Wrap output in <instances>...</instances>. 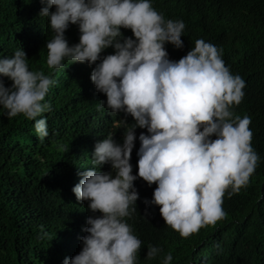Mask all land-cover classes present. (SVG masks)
I'll list each match as a JSON object with an SVG mask.
<instances>
[{
    "label": "clouds",
    "instance_id": "1",
    "mask_svg": "<svg viewBox=\"0 0 264 264\" xmlns=\"http://www.w3.org/2000/svg\"><path fill=\"white\" fill-rule=\"evenodd\" d=\"M38 15L48 18L54 35L46 41V64L60 69L62 61L93 65L90 81L106 99L97 103L113 113L131 115L134 123L124 126L122 143L109 133L95 142L92 167L80 173L71 191L77 201H87L90 212L79 237L81 247L61 264H136L141 241L124 217L134 212L138 192L133 181L156 183L146 205H159L165 224L181 237L224 217L222 196L226 189L238 192L253 173L258 154L251 146L248 115H234L244 80L230 72L220 50L203 39L195 40L178 60L168 58L165 43L182 48L185 28L180 19H165L151 0H40ZM54 10L49 11V7ZM78 26V42L69 45L65 30ZM121 28L130 29L124 36ZM111 46L114 52L101 56ZM99 61V62H97ZM0 106L3 114L34 119L40 138L48 135L46 119L51 106L43 100L55 80L40 70H29L26 53L18 48L11 57L0 58ZM138 136L137 172L132 173L130 154ZM215 139H211L212 135ZM108 164L111 171H100ZM114 173V174H113ZM147 211V208L145 209ZM161 252L147 245L146 258ZM171 252L161 264H169Z\"/></svg>",
    "mask_w": 264,
    "mask_h": 264
},
{
    "label": "trees",
    "instance_id": "2",
    "mask_svg": "<svg viewBox=\"0 0 264 264\" xmlns=\"http://www.w3.org/2000/svg\"><path fill=\"white\" fill-rule=\"evenodd\" d=\"M151 4L165 19H180L185 25L182 48L164 45L169 59L178 60L195 47L196 39H203L214 44L230 72L244 80V95L230 110L250 117V143L260 159L246 186L231 195L230 186L225 190L224 217L187 237L165 224L159 205L143 202L152 199L156 183L134 180L136 210L123 219L141 241L136 264H161L167 252L172 254L169 264H264V0H151ZM41 6L40 0H0V58L21 48L29 70L55 80L43 98L51 111L40 114L46 119V137L34 130L39 116L7 117L0 106V264H61L65 256L79 252L86 217L100 213L90 212L87 201H77L71 189L79 174L92 167L95 142L111 133L122 143L120 119L134 123L130 114L103 106L97 110L106 97L89 78L96 62L65 60L63 68L47 66L45 44L54 31L48 18L38 15ZM52 10L54 6L49 7ZM121 32L132 36L130 29ZM64 35L69 45L77 43L78 26L69 24ZM113 52L109 46L101 56ZM0 81L5 86L12 83L2 75ZM134 132L130 163L135 175L138 136L147 130L137 127ZM99 170L111 171L108 164ZM149 244L161 249L152 259L145 256Z\"/></svg>",
    "mask_w": 264,
    "mask_h": 264
}]
</instances>
